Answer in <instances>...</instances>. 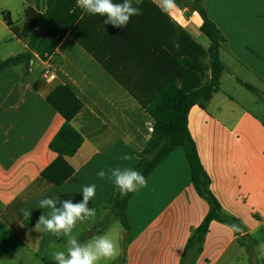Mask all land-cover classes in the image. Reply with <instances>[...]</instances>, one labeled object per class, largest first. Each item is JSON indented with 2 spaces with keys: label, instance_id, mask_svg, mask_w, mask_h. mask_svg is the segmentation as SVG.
<instances>
[{
  "label": "crops",
  "instance_id": "0c3cea01",
  "mask_svg": "<svg viewBox=\"0 0 264 264\" xmlns=\"http://www.w3.org/2000/svg\"><path fill=\"white\" fill-rule=\"evenodd\" d=\"M150 1L161 8L160 0ZM48 3L0 0V45H6L1 47L5 54H0V61L27 49L3 20V13L19 23L26 7L44 13ZM190 5L174 0L166 13L177 17L178 22L175 18L173 22L208 49L211 43L200 31V19L196 15L191 18L194 25L184 17L187 13L193 16ZM147 8L152 13L151 7ZM208 11L220 20L217 25L226 35L224 44L229 45L227 54L232 62L221 60L225 70L220 89L205 108L195 105L190 109L188 127L223 213L239 219L246 231L236 236L229 226L213 221L194 264H264V118L258 112H264V0H210ZM13 12L21 16L14 19ZM13 40L22 51H10ZM240 53L245 57L240 58ZM54 55L58 78L52 83L42 80L43 59L36 53L28 73L19 65L0 74V264H15L11 255L16 251L44 261L51 245H64L65 237L35 229L40 215L50 211L39 208V201L52 197L80 202L86 185H96V195L88 206L97 214L94 219L78 222L74 234L82 244L91 242L97 233L108 234L110 223L117 219L110 205L116 186L107 178L101 180L97 173L133 168L139 161L136 152L151 136L153 120L149 114L69 34ZM242 70L248 74L245 80L238 76ZM125 71L131 74L129 68ZM225 73L230 77L229 87L224 83ZM67 81L84 103L72 120L83 143L74 156L66 158L73 174L56 185L41 174L57 158L50 142L64 118L47 96ZM124 155L131 159L124 160ZM146 180L147 186L129 201V229L116 225L109 234L117 243L118 254L105 263L181 264L192 232L208 213V203L192 186L184 151L175 149ZM22 210L30 215L25 216ZM123 235L124 249L117 242Z\"/></svg>",
  "mask_w": 264,
  "mask_h": 264
},
{
  "label": "trees",
  "instance_id": "16d2710c",
  "mask_svg": "<svg viewBox=\"0 0 264 264\" xmlns=\"http://www.w3.org/2000/svg\"><path fill=\"white\" fill-rule=\"evenodd\" d=\"M206 1L194 0L192 10L199 16L200 31L210 40L208 49L198 44L150 0L139 6L133 2L141 14L132 17L125 29L104 24L106 16L84 12L76 6V0H49L44 13L26 7L19 23L12 22L9 15L3 13V20L27 49L1 60L0 74L19 65L28 73L34 53L42 59L46 54L54 55L60 41L69 34L140 103L153 120L151 136L146 146L136 152L139 161L133 169L147 178L175 149H183L192 186L206 200L209 210L192 232L181 264L195 263L213 221L229 226L236 236L246 231L239 219L223 213L210 189V177L188 127L190 109L195 105L206 107L219 91L220 78L225 70L220 48L226 38L208 13ZM147 6L151 7L152 13ZM55 62L57 64V60ZM127 68L131 74H126ZM208 71L210 76H207ZM245 86L252 88L248 84ZM47 101L63 116L64 123L50 142V149L57 158L41 176L60 185L74 172L66 158L74 156L83 143V137L72 125V120L84 103L70 83L56 86ZM135 192L121 198L116 189L110 198L111 211L125 229H129L127 208Z\"/></svg>",
  "mask_w": 264,
  "mask_h": 264
},
{
  "label": "clouds",
  "instance_id": "9594fccd",
  "mask_svg": "<svg viewBox=\"0 0 264 264\" xmlns=\"http://www.w3.org/2000/svg\"><path fill=\"white\" fill-rule=\"evenodd\" d=\"M142 0H135L138 5ZM174 4V0H160L161 10L167 12ZM76 6L84 12L100 17H107L104 24H111L114 27L125 29L134 16L141 14L140 9L133 5V0H76ZM124 160H129V155L123 156ZM97 176L103 180L114 182L121 198L128 193L135 192L147 186V180L142 172L133 168L121 169L111 168L108 172L100 170ZM83 199L73 203L72 200L57 201L52 197L44 198L39 201V208L50 209L47 215L41 214L35 229L63 236L66 238L64 245H51L50 260L55 264H101L102 261L113 260L118 254L116 241L105 233L95 235L91 242L80 243L74 229L78 222L94 219L96 209L90 208L89 201L96 195V185H86L81 190ZM60 204L58 207L57 204ZM25 216L30 213L22 210ZM63 249V250H61Z\"/></svg>",
  "mask_w": 264,
  "mask_h": 264
},
{
  "label": "rangeland",
  "instance_id": "374dc122",
  "mask_svg": "<svg viewBox=\"0 0 264 264\" xmlns=\"http://www.w3.org/2000/svg\"><path fill=\"white\" fill-rule=\"evenodd\" d=\"M177 2H180L181 4L182 3H187V2H189V3H191V4H193V2H194V0H176ZM210 2V0H207L206 1V4H205V6H206V8H207V10H208V3ZM188 10L189 11H191V13H192V15L193 16H191V17H188V14H190V13H187V14H185L184 15V17L186 18V19H194L195 18V15H196V17H197V19H199V16L197 15V13H195V12H193V10H192V5H190L189 7H188ZM208 13L210 14L211 13V11L209 12L208 11ZM212 14V13H211ZM210 14V16L212 17V15ZM12 16H13V18L14 19H17V18H19V16H21V15H17L15 12H13L12 13ZM170 16L172 17V19H174L175 18V20H176V18L177 17H174V15H171L170 14ZM191 19V23H193L194 25H195V21L194 20H192ZM212 19L215 21V23L216 24H218L219 25V23H220V20H219V18H215V17H212ZM218 20V21H217ZM176 22H178L177 20H176ZM222 33H223V35L224 36H226L225 35V33L222 31ZM12 37V36H11ZM6 43H8V42H6ZM10 43V42H9ZM5 43H3V45H0V54L2 55V54H5L4 52H2L1 51V47H3V48H5ZM229 45H227V44H223L222 45V49L223 50H221V60L224 62V63H226V64H231V60H229V56H228V54H227V52H228V47ZM9 48H10V51H12V52H20V51H22L23 49H22V47L21 46H19V44H17V42H16V40H13V43L12 44H9ZM225 50V51H224ZM240 58H244L245 56L244 55H242V53H240L239 55H238ZM239 75V78H241L242 80H245V78L247 77V72L245 71V70H242V71H240L239 73H238ZM230 77L228 76V74L227 73H225L224 74V83H225V85L226 86H230V83H229V79ZM66 83H69L68 81L66 82ZM258 111V110H257ZM259 112V114H260V116L262 117V118H264V112H262V111H258ZM177 149H179L180 151H183V149L182 148H177ZM118 219V218H117ZM116 218H113V221H116V222H113V223H110L111 225H112V230L111 231H109V233H108V235L109 234H111V233H113L114 232V227L117 225V227H120L121 228V223H120V221H119V219L117 220ZM97 235H98V233H97ZM113 236V235H112ZM125 238H126V235H123L121 238H117V242H118V245L119 246H121L123 249H124V246H125V244H126V240H125ZM92 241V240H91ZM45 254H46V256H48L47 258L45 257ZM44 255H42L43 257H45V260L44 261H41V260H38V261H35V260H32V254H30V253H22V252H20V251H16V252H14L11 256H13V259H14V263L15 264H55V262L54 261H51L50 260V252H48V253H45ZM41 257H39L38 259H40ZM34 259V258H33ZM41 261V262H40ZM101 264H108V263H105L104 261H102L101 262Z\"/></svg>",
  "mask_w": 264,
  "mask_h": 264
},
{
  "label": "built area",
  "instance_id": "2783aa9c",
  "mask_svg": "<svg viewBox=\"0 0 264 264\" xmlns=\"http://www.w3.org/2000/svg\"><path fill=\"white\" fill-rule=\"evenodd\" d=\"M43 70L41 78L47 83H52L57 80V64L54 60L53 54H46L43 58Z\"/></svg>",
  "mask_w": 264,
  "mask_h": 264
}]
</instances>
